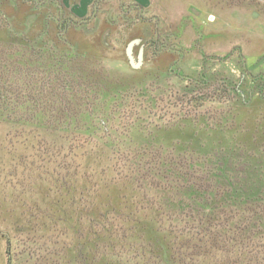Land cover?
I'll return each instance as SVG.
<instances>
[{"label":"rangeland","instance_id":"1","mask_svg":"<svg viewBox=\"0 0 264 264\" xmlns=\"http://www.w3.org/2000/svg\"><path fill=\"white\" fill-rule=\"evenodd\" d=\"M63 3L0 0V105L7 109L0 116V264H73L72 239L61 236V229H35L28 217L31 208L52 197L53 183L45 142L27 132L37 131L34 123L64 119L62 112L56 113L59 108L93 105L94 95L82 76L71 75L75 69L64 60L66 54H75V46L61 55L55 41L38 37L30 49L15 33L36 34L43 25L53 34L61 26L95 56L99 69L115 76L136 74L148 82L147 92L131 88L121 99H101L99 108L122 107L113 117V135L123 137L125 131L131 136L129 126L141 107L148 106L151 113L140 116L145 124L171 126L187 113L211 131L225 123L224 141L238 135L244 140L253 129L264 137V0H149L145 5L93 0L80 15L72 4L67 9ZM60 7L66 12L63 18ZM9 31L15 32L11 38ZM135 38H141L134 46L136 58L144 46V62L137 69L126 53ZM42 43L46 45L39 46ZM202 78L208 82L202 84ZM187 84L190 89L184 88ZM233 120L239 122L236 130L230 129ZM209 129L206 138L217 139ZM244 145L239 141L242 153ZM254 151L264 157V142ZM261 232L247 239L253 249L245 248L250 253L244 264H264V252L256 257L264 247ZM125 254L139 259L136 251ZM200 261L195 256L192 263Z\"/></svg>","mask_w":264,"mask_h":264},{"label":"trees","instance_id":"2","mask_svg":"<svg viewBox=\"0 0 264 264\" xmlns=\"http://www.w3.org/2000/svg\"><path fill=\"white\" fill-rule=\"evenodd\" d=\"M65 13L60 9L59 18ZM41 27L32 35L9 31L8 38L15 33L32 49L33 38L46 37L61 55L75 46V54L64 60L94 95L93 105L59 108L56 113L64 119L34 123L37 131L24 129L45 142L52 167L53 198L31 208L33 227L61 229V236L71 238L73 264H193L195 256L198 264L247 263L245 248L253 249L247 239L264 230V157L253 152L264 137L253 129L244 140L237 134L235 142L224 141L225 123L211 131L187 113L171 126L145 124L140 116L151 113L148 106L129 126L131 136L125 131L123 137L113 135V117L122 107L99 108L101 99H121L131 88L147 92L148 82L136 74L115 76L99 69L94 55L67 30L56 26L52 34ZM70 96L76 99L74 92ZM6 110L1 104L0 116ZM238 123L233 120L230 129ZM207 129L218 138H206ZM239 141L245 143L243 153ZM259 249L256 257L263 256L264 247ZM125 250L136 251L139 259L127 257Z\"/></svg>","mask_w":264,"mask_h":264},{"label":"water","instance_id":"3","mask_svg":"<svg viewBox=\"0 0 264 264\" xmlns=\"http://www.w3.org/2000/svg\"><path fill=\"white\" fill-rule=\"evenodd\" d=\"M141 42V38H135L133 40H131L128 45H127V56L129 58V61L131 63V65L134 68H140L144 62V46L142 45L139 51V54L137 56V58L134 55V46L136 44H139Z\"/></svg>","mask_w":264,"mask_h":264},{"label":"crops","instance_id":"4","mask_svg":"<svg viewBox=\"0 0 264 264\" xmlns=\"http://www.w3.org/2000/svg\"><path fill=\"white\" fill-rule=\"evenodd\" d=\"M62 1H64V3H67V7H66V4L64 5L67 9L70 7V4H72L74 6L73 10L74 12H77V14L78 13L82 14V12H85L88 9V7L91 5V3L93 2V0H62ZM130 1L132 3H137L139 5L140 4L145 5L147 4L149 0H130Z\"/></svg>","mask_w":264,"mask_h":264}]
</instances>
